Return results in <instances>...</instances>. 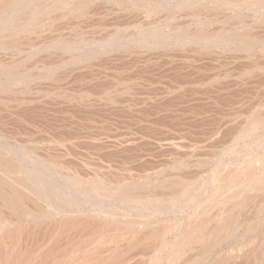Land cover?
Returning a JSON list of instances; mask_svg holds the SVG:
<instances>
[{"label": "rangeland", "instance_id": "374dc122", "mask_svg": "<svg viewBox=\"0 0 264 264\" xmlns=\"http://www.w3.org/2000/svg\"><path fill=\"white\" fill-rule=\"evenodd\" d=\"M0 118L8 141L164 175L155 221L228 217L210 260L264 264V0H0Z\"/></svg>", "mask_w": 264, "mask_h": 264}, {"label": "bare ground", "instance_id": "6f19581e", "mask_svg": "<svg viewBox=\"0 0 264 264\" xmlns=\"http://www.w3.org/2000/svg\"><path fill=\"white\" fill-rule=\"evenodd\" d=\"M6 133L0 130V264L247 263L241 245L210 260L231 235L228 217L210 234L209 218L195 211L186 220L155 221L168 208L165 191L178 192L164 175L136 174L139 168L109 159L69 158L43 144L8 141ZM252 175L224 172L222 187L236 195Z\"/></svg>", "mask_w": 264, "mask_h": 264}]
</instances>
